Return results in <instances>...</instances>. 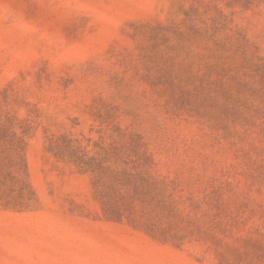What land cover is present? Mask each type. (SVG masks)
Listing matches in <instances>:
<instances>
[{"label":"rangeland","instance_id":"obj_1","mask_svg":"<svg viewBox=\"0 0 264 264\" xmlns=\"http://www.w3.org/2000/svg\"><path fill=\"white\" fill-rule=\"evenodd\" d=\"M97 112L167 184L140 229L45 150H91ZM6 114L29 123V192L0 206V264H264V0H0Z\"/></svg>","mask_w":264,"mask_h":264},{"label":"trees","instance_id":"obj_2","mask_svg":"<svg viewBox=\"0 0 264 264\" xmlns=\"http://www.w3.org/2000/svg\"><path fill=\"white\" fill-rule=\"evenodd\" d=\"M97 112L98 133L92 149L81 140L68 135H51L46 138L45 150L56 159L74 165L81 173L90 176L96 199L100 202L103 217L108 221H121L125 217L135 229V214L146 218L154 208H167V184L154 177L150 170L156 165L153 154L148 153L142 138L120 129ZM29 123L20 125L8 114L0 117V206L15 205L28 200L29 185L23 172V142ZM85 139V138H84ZM119 147H116V144ZM134 214V215H133ZM149 233V228H143ZM151 235V234H149Z\"/></svg>","mask_w":264,"mask_h":264}]
</instances>
